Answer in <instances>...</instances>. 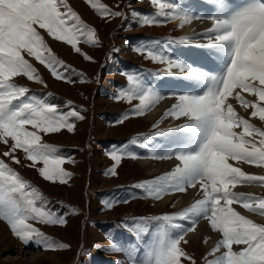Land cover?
Segmentation results:
<instances>
[{
    "label": "rangeland",
    "instance_id": "obj_1",
    "mask_svg": "<svg viewBox=\"0 0 264 264\" xmlns=\"http://www.w3.org/2000/svg\"><path fill=\"white\" fill-rule=\"evenodd\" d=\"M176 1L0 0V133H11L1 142L7 150L0 157V264H217L213 249L225 262L264 264V219L253 215L264 214V96L233 128L231 141L241 150L228 154L230 174L213 173L209 190L218 181L222 185L207 191L219 221L210 229L202 227L206 216L199 215L197 202L177 210L183 199L176 198L174 180L163 170L149 176L135 164L169 158L159 141L167 116L162 111L148 120L146 111L171 93L141 97L156 80L165 82L163 58L179 47L175 63L208 72L220 60L215 47L204 45L182 56L187 36L171 32L170 20L161 15ZM177 2L186 4V15L198 12L195 0ZM232 4L215 0V8L203 10L211 18L220 11L226 19L232 15L228 32L236 42L230 60L238 38L243 46L260 39L251 37L245 13L229 12ZM205 132L207 146L193 155L207 180L215 143ZM254 184L257 191L251 190ZM167 196L164 207L151 202ZM186 221L191 229H206L205 239L213 242L207 247L200 240L194 253L178 260L168 243L174 235L170 224Z\"/></svg>",
    "mask_w": 264,
    "mask_h": 264
},
{
    "label": "bare ground",
    "instance_id": "obj_2",
    "mask_svg": "<svg viewBox=\"0 0 264 264\" xmlns=\"http://www.w3.org/2000/svg\"><path fill=\"white\" fill-rule=\"evenodd\" d=\"M177 1L175 2V4H177L176 7L166 4L165 10L170 12L169 14L162 13L161 15L166 16V18L170 20L171 32H174V34L179 32L182 36H187L186 39H188L189 47L187 50H182V56H187L188 50H191L192 53L197 49V46L204 45L203 47H215V54L216 56H220V60L215 68L211 70V72H208L209 70L206 71L205 68L202 69L198 67L197 69H193L189 66H185L186 64L179 65L175 63L173 56L178 53L179 47H173L169 58H163L165 65L162 64L161 66H163L164 70L160 72L162 75L161 81L165 82L163 83L156 80L154 84L144 88V95L141 97L152 99L156 91H162L164 94L171 93V99H161V95L158 98L159 101L153 103L149 111H146V114L149 115L146 116L148 120H152L158 112L162 111H164L166 114L165 116H167V119L164 120V126H166L164 130L167 132L160 136L159 141L163 144L162 151L169 158L167 162L156 164L149 161L148 158L145 160L141 158L138 160L136 158L138 161H136L135 164L139 171L142 169L144 172H147L149 176L155 175L158 171L156 168H159L163 170L166 175L171 177L177 187L178 195L176 198L180 196L183 199V201H180V199L177 201L175 205L176 208H178L177 210L183 205L187 207L189 204L197 202L198 211L200 212V214H198L206 216L205 221L202 222V227L205 226L208 229L211 224L219 222L217 219H215L216 221L214 222L211 212L213 194H211L212 196L210 194L207 195V191L216 192L218 186L220 187L222 185V181H218V186L212 187V190H209V187H211L210 184L214 181L213 173L230 174L233 166H229V161H227L229 157L228 154L237 152V148L238 151L241 150L238 143H233V141H231V137H233V128L237 125L236 122L242 121L241 118L243 114L249 112L246 111L248 107H250V109L255 107L257 103L256 97L264 96V0H244V2H248L247 7H241L240 0H233L229 12L233 10L235 13H238V15L245 13L242 19L245 25L252 26L251 37L253 40L256 38L260 39H257L258 41L256 40V43H254V41L251 45L243 46V42L238 38L237 40L239 43L236 45V51L233 52L235 56L232 60L229 58L228 50H230L229 48L232 45L234 46L236 39L228 32L227 24V19L231 18L232 15H229V18L226 19L224 12L220 11L211 18L210 15L207 16V14H211V11L203 10L212 5L215 8V0H195L194 3L196 6L192 8L196 9L198 12H195L196 14H193L194 17H191L189 16L191 14L186 15L188 11L186 4H179ZM190 1L193 2L194 0ZM199 6H201V8ZM183 9L186 10L183 12ZM247 30L249 29L247 28ZM201 53L204 54V52ZM3 60L4 58H0V62ZM158 61L160 63L161 59H158ZM2 65L3 63H0V75L4 72V65L3 67ZM187 81H189L188 85H186ZM174 82L179 84L177 85ZM208 86L209 88H207ZM190 87L192 91L188 94ZM208 91H210L209 97L208 95L203 97ZM9 93L11 96V92ZM206 103L208 105H206ZM213 115L215 117L214 122L210 124ZM191 116L196 118L199 117L198 122H194L195 120L191 119L190 121L189 118ZM200 118L206 119V122H203L206 123L205 125H201ZM129 121V119H126L127 123H129ZM192 123H196L197 125H194L197 127H193ZM175 126L176 129L171 131ZM195 127L197 128L196 131L193 130ZM201 132H205L206 134L204 135H207L209 132L210 135L213 136L212 139H214L213 141L215 143L214 151L210 152L211 158L207 168V180L203 179L202 176L204 175V171L202 172V168L200 171L198 164L199 160L193 155V150H198L199 147H203L204 149L207 146L204 147L203 145V140H205L204 138L206 137L204 136V138H201ZM7 134L11 133H5V130L0 133V157H2V159L6 158L7 149L2 147L1 142L8 141V138L5 137ZM183 134L188 136L183 137ZM190 139L193 140V143L190 144L193 145V149L186 152L185 148ZM117 162L119 165L123 163L121 158L118 159ZM258 188L259 184H254L251 190L257 191ZM169 197L170 196L165 198L162 197V201L159 199L158 201L151 200V202H160L161 207H164L171 200ZM255 203L256 200L253 199L252 204L255 205ZM147 209L152 210L155 208L150 209V206H147ZM253 215L255 216V220L264 219V214L261 211L257 210ZM188 224V221L183 225H180L178 222L170 224V227L174 230V235L168 238V243L170 247L174 249L173 251L176 253L175 256L178 260L179 256L189 255L193 252L192 247L197 248V243L200 240L202 243L204 242V246L207 247L213 242V240L209 241L205 239L207 233L206 229L203 228L204 231L199 232L198 229H191L190 224ZM241 234V238L245 241V233L241 232ZM220 252V250L213 249L214 256L217 257V264L233 263L234 260L225 262L221 258Z\"/></svg>",
    "mask_w": 264,
    "mask_h": 264
}]
</instances>
